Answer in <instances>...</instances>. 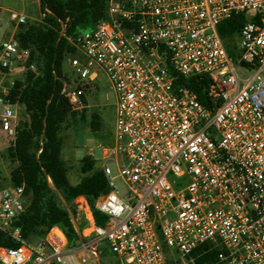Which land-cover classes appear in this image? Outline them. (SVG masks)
Segmentation results:
<instances>
[{
	"label": "built area",
	"instance_id": "built-area-1",
	"mask_svg": "<svg viewBox=\"0 0 264 264\" xmlns=\"http://www.w3.org/2000/svg\"><path fill=\"white\" fill-rule=\"evenodd\" d=\"M241 14L231 56L218 28ZM10 19L16 30L28 22L24 11ZM15 33L0 42V154L15 146L23 116L2 82L36 69ZM65 37L76 49L62 80L72 111L89 107L101 73L116 95L102 168L109 191L96 203L108 221L99 227L89 213L75 248L58 227L31 243L15 227L25 187L0 178V232L18 244L0 247V264H89L103 243L115 264H169L164 246L186 258L204 244L219 249L216 264H264V0H106L92 29ZM200 75L212 81L210 106L183 83ZM82 204L90 211L79 197L77 215Z\"/></svg>",
	"mask_w": 264,
	"mask_h": 264
},
{
	"label": "trees",
	"instance_id": "trees-1",
	"mask_svg": "<svg viewBox=\"0 0 264 264\" xmlns=\"http://www.w3.org/2000/svg\"><path fill=\"white\" fill-rule=\"evenodd\" d=\"M105 9L106 0H42L41 11L46 12L45 18L38 23L28 21L19 25L14 35L22 48L31 50L28 65L34 63L36 67L15 80L9 90L7 97L20 104L25 120L15 146L4 154L16 164L11 172L12 186L25 187L27 208L15 227L28 241L45 237L50 229L58 227L65 234L68 247H77L83 240V230H76L74 219L77 214L74 201L79 197L87 199L97 226L105 227L108 221L96 206L98 198L109 191L104 171L97 168L91 156H86L81 164L83 177L72 185L62 159L64 140L61 136L64 125L70 126L79 116L85 117V109L82 114L72 111L62 95L64 64L76 55V49L65 36L92 29L104 17ZM246 22V16L241 14L219 25V35L231 56L237 54L232 40ZM64 26L65 36L62 35ZM183 83L197 94L200 102L211 105L208 90L212 81L208 76L192 77ZM90 125L93 131L99 130L97 114L93 115ZM79 207L88 211L83 204ZM0 247L16 248L18 244L0 232ZM164 250L169 264H174L170 259L172 251L166 246ZM218 254L219 249H210L204 244L189 258L194 264H216Z\"/></svg>",
	"mask_w": 264,
	"mask_h": 264
},
{
	"label": "rangeland",
	"instance_id": "rangeland-1",
	"mask_svg": "<svg viewBox=\"0 0 264 264\" xmlns=\"http://www.w3.org/2000/svg\"><path fill=\"white\" fill-rule=\"evenodd\" d=\"M37 0H0V42L8 40L15 32L16 24L10 19L11 11L24 12L29 17V22L38 23L41 18V3L39 5ZM232 45L238 47L239 37L235 36L232 40ZM65 75L71 73L68 59L64 64ZM23 77L19 72H10L3 80L2 86L11 88L15 80ZM96 89L90 90L87 95L89 107L85 109V117L79 116L77 122L72 123L70 126L64 125L61 136L64 140L62 149V159L68 167V178L72 185L78 184L83 177L81 173L82 159L86 156H91L96 163L97 168H103L105 163L104 149L110 148L114 142V128H115V103L116 95L112 86L104 73L100 74ZM82 114V112L80 113ZM99 116L100 128L98 131H93L90 125L93 115ZM25 120L22 116V122ZM79 138L83 139V144L79 145ZM3 138L0 135V142ZM7 151V150H6ZM0 154V178L4 186L10 181L11 172L16 167V164L11 163L4 154ZM122 160V158H120ZM110 168L114 176L118 175V166L116 162L110 163ZM121 192L124 189V183L121 178L115 181ZM90 211H84L76 214L74 217L77 226L80 230L89 227L90 224L87 220V215ZM79 230V231H80ZM82 237L85 238L82 233ZM39 238L36 237L30 240L31 243L37 244ZM90 239H87L89 241ZM99 259L91 257L89 264H115V256L103 243L98 250ZM170 259L174 264H194V260L186 257L182 258L179 254L172 252Z\"/></svg>",
	"mask_w": 264,
	"mask_h": 264
},
{
	"label": "bare ground",
	"instance_id": "bare-ground-1",
	"mask_svg": "<svg viewBox=\"0 0 264 264\" xmlns=\"http://www.w3.org/2000/svg\"><path fill=\"white\" fill-rule=\"evenodd\" d=\"M78 212H79V213L84 212L83 207H79V208H78ZM87 220H88V222L90 223V218H89V216H87ZM54 234H57V230H54V233L50 235V238H51V239L54 238Z\"/></svg>",
	"mask_w": 264,
	"mask_h": 264
},
{
	"label": "water",
	"instance_id": "water-1",
	"mask_svg": "<svg viewBox=\"0 0 264 264\" xmlns=\"http://www.w3.org/2000/svg\"><path fill=\"white\" fill-rule=\"evenodd\" d=\"M79 145H82L83 144V139L82 138H79ZM69 207V206H68ZM76 230L78 231V232H80L79 231V229H78V226L76 225Z\"/></svg>",
	"mask_w": 264,
	"mask_h": 264
},
{
	"label": "crops",
	"instance_id": "crops-1",
	"mask_svg": "<svg viewBox=\"0 0 264 264\" xmlns=\"http://www.w3.org/2000/svg\"><path fill=\"white\" fill-rule=\"evenodd\" d=\"M36 2H37V4L39 5L40 2H39V1H36ZM0 9H2L1 6H0ZM23 11H24V8H23ZM28 21H29V17H28ZM15 31H16V28H15ZM90 213H92V212H91V209H90Z\"/></svg>",
	"mask_w": 264,
	"mask_h": 264
}]
</instances>
